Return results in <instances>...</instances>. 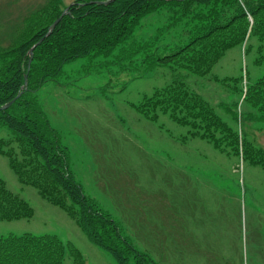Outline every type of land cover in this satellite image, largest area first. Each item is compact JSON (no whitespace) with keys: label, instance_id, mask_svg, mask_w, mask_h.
<instances>
[{"label":"rangeland","instance_id":"obj_1","mask_svg":"<svg viewBox=\"0 0 264 264\" xmlns=\"http://www.w3.org/2000/svg\"><path fill=\"white\" fill-rule=\"evenodd\" d=\"M48 1L0 0V42L7 45L16 25ZM73 1L61 0L62 9ZM160 13L142 20L136 40L153 41L162 50L182 40L172 42V35L157 32L158 22L165 18L159 19ZM250 44L248 52L247 42L228 50L203 77L179 66L175 71L168 65L151 68L139 57L142 48L131 62L86 56L66 63L55 80L36 92L70 148L72 169L86 195L119 222L138 250L159 264H264V166L216 149L189 134L190 128L169 114L151 121L133 106L179 77L222 113L220 104H232L239 95L229 92L221 80L242 76L245 88L264 72L255 63L261 41L253 37ZM240 110L238 121L231 115L223 119L264 149V123L247 117L253 108L243 102V95L238 114ZM13 135L7 127L0 129V138ZM0 176L34 208L32 218L0 220V236L55 234L81 250L84 264H117L63 209L21 183L1 153ZM64 264H74L70 254Z\"/></svg>","mask_w":264,"mask_h":264},{"label":"trees","instance_id":"obj_2","mask_svg":"<svg viewBox=\"0 0 264 264\" xmlns=\"http://www.w3.org/2000/svg\"><path fill=\"white\" fill-rule=\"evenodd\" d=\"M60 1L49 0L26 15L16 25L12 40L7 45L0 42V107L21 94L9 108L0 109V129L7 127L14 133L0 138V153L9 159L21 183L35 187L44 199L63 209L89 241L109 253L117 264H159L138 250L119 222L86 195L72 169L70 148L63 144L60 131L51 123L36 92L55 80L70 61L99 54L131 62L141 48L139 57L151 68L168 65L175 71L179 66L188 74L203 77L233 47L247 42L246 51H250V42L257 37L261 44L256 49L255 63L264 67V0H114L109 4L94 2L103 0H75L31 54L33 45L60 17L64 9ZM155 12H163L159 19L165 16L158 22L157 32H167L172 42H182L159 50L153 41L136 40L142 20ZM150 51L156 54H148ZM26 76L28 84L24 87ZM241 77L221 80L229 92L239 95L232 104H220L222 113L201 94L187 88L179 77L133 106L151 121L169 114L180 125L188 126L189 134L208 140L216 149L264 166V149L223 119L228 115L241 119L243 111L238 114L236 108L244 95L243 102L253 108L246 116L264 123V72L246 88ZM33 216L29 201L12 191L0 176V220ZM67 254L74 264L85 263L74 243L55 234L0 236V264H64Z\"/></svg>","mask_w":264,"mask_h":264},{"label":"water","instance_id":"obj_3","mask_svg":"<svg viewBox=\"0 0 264 264\" xmlns=\"http://www.w3.org/2000/svg\"><path fill=\"white\" fill-rule=\"evenodd\" d=\"M113 1H114V0H107V1H94V2H96V3H100V4H109V3L113 2ZM67 12H68V8H66V9L62 12V14L60 15V17H58V18L54 21V23L49 27V29H48L47 33L45 34V36L42 37L37 43H35V44L33 45V47H32L31 50H30V53H31V54H32L33 51H34V48H35L36 46H38V45L44 40L45 37L49 36V35L53 32V30L55 29L56 25L60 22V20L62 19V17H63ZM30 62H31V60L29 61V63H30ZM27 84H28V79H27V76H26V77H25V84H24V87H25ZM20 95H21V94H18L16 98H14L12 101H9L8 103L4 104L2 107H0V109H7V108H9V107L13 104V102H14V101H15Z\"/></svg>","mask_w":264,"mask_h":264}]
</instances>
